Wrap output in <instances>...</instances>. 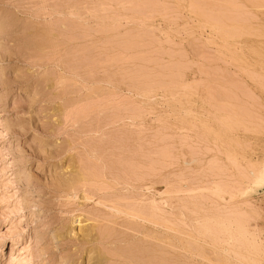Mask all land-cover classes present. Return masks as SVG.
<instances>
[{
  "label": "rangeland",
  "instance_id": "obj_1",
  "mask_svg": "<svg viewBox=\"0 0 264 264\" xmlns=\"http://www.w3.org/2000/svg\"><path fill=\"white\" fill-rule=\"evenodd\" d=\"M262 1L0 0V264H264Z\"/></svg>",
  "mask_w": 264,
  "mask_h": 264
},
{
  "label": "bare ground",
  "instance_id": "obj_2",
  "mask_svg": "<svg viewBox=\"0 0 264 264\" xmlns=\"http://www.w3.org/2000/svg\"><path fill=\"white\" fill-rule=\"evenodd\" d=\"M262 2H264V1H262ZM199 7H200V6H199ZM199 7H198V8H199ZM197 10H199V9H197ZM200 10H201V7H200ZM204 13H205L206 15H209V14H207L206 12H204ZM204 13H203V16H204ZM206 15L204 16V18L206 17ZM209 17H211V16L209 15ZM209 17L207 16V19H208ZM213 18H214V17H212V18L209 19V20L213 21V20H214ZM205 19H206V18H205ZM212 19H213V20H212ZM216 20H217V18L215 17V20H214V21L216 22ZM219 20H222V19H219V18H218L217 22H220ZM206 21H207V20H206ZM214 21H213V22H214ZM208 22H209V21H208ZM224 23H225V22H223L222 25H221L220 27H222ZM227 26H229V25H227ZM218 27H219V25H218ZM224 27H226V26H224ZM231 27H232V26H231ZM231 27H229V28H230V30H232V32H233L234 29L231 28ZM215 28H216V27H215ZM223 29H224V28H221V31H222ZM224 30L227 31V30H229V29L226 27V29H224ZM216 31H217V30H216ZM227 32H228V31H227ZM223 33H224V32H223ZM225 33H226V32H225ZM228 33H229V32H228ZM229 34H230V33H229ZM231 122H233V121H231ZM239 122H240V121H239ZM236 123H237L236 121L233 122L234 125H236ZM240 123H241V122H240ZM229 124H230V123H229ZM241 124H242V123H241ZM241 124H238V125H241ZM226 125H227V124H226ZM238 125H236V126H238ZM231 127H232V126H231ZM192 128H193V127H192ZM229 128H230V127H229ZM218 138H219V137H218ZM255 165H256V164H255ZM257 166H258V165H257ZM259 166H260V165H259ZM254 167H255V166H254ZM254 169H255V170H253V171L250 172V173H252V175H253L254 183L257 184V183L262 182V180H264V164H262V166H260V167H258V168H254ZM77 174H78V173H77ZM250 176H251V175H250ZM251 181H252V180H251ZM77 182H78V181H77ZM72 184H73V183H72ZM72 187H73V186H72ZM73 188H74V187H73ZM218 188H219V187H218ZM220 189H221V188H220ZM70 190H71V189H70ZM215 190H216V189H215ZM72 191H73V190H72ZM72 191H71V192H72ZM220 191H221V190H220ZM74 192H75V190H74ZM74 192H73V193H74ZM212 192H213V190H212ZM83 196H84V195H83ZM219 196H220V195H219ZM221 196H222V195H221ZM74 197H75V196H74ZM84 197H85V196H84ZM98 202H99V201H98ZM114 205H117V206H118V204H116V203H115ZM132 205H134V204H132ZM162 205H163V204H162ZM182 205H183V204H182ZM193 205H194V204H193ZM111 206H112V205H111ZM198 206H199V204H198ZM125 207H127V206H125ZM132 207H133V206H132ZM132 207L130 206V208H132ZM138 207H139V205L137 206V209H138ZM153 207H154V206H153ZM130 208H129L128 210H130ZM133 208H134V207H133ZM151 208H152V207H151ZM114 209H116V208H114ZM114 209H113V210H114ZM153 209H155V208H153ZM153 209H151V210H153ZM168 209H169V208H168ZM181 209H182V208H181ZM191 209H192V207H191ZM191 209H190L189 211H191ZM116 210H117V209H116ZM119 210H120V209H119ZM121 210H123V209H121ZM135 210H136V208L134 209V211H133V209L130 210V214H132V216L134 215V213H132L131 211L136 212L137 210H136V211H135ZM138 210H139V209H138ZM194 210H195V209H194ZM124 211H126V210L124 209ZM147 211L150 212V210H147ZM153 211H156V210H153ZM158 211H159V209H158ZM160 211L162 212V209H160ZM138 212H139V211H137L135 214L137 215ZM228 212H229V211H228ZM126 213H127V215H128V214H129V211H128V212L126 211ZM159 213H160V212H159ZM230 213H231V215H230ZM233 213L235 214L234 211H233ZM233 213L230 211V212H229V215L226 213L227 215L225 214V216H226L227 218L232 217V216L234 217L235 215H233ZM120 214H121V213H120ZM151 214H152V212H150V215H151ZM153 214H154V213H153ZM153 214H152V216H150V215H148V216L153 217V218L155 219V217H154L155 215H153ZM160 214H161V213H160ZM136 215H134V216H136ZM143 215H144V214H143ZM161 215H164V214H161ZM161 215H160V216H161ZM220 215H221V214H219L218 216H220ZM125 216H126V215H125ZM128 216H129V215H128ZM130 216H131V215H130ZM130 216H129V217H130ZM137 216H138V215H137ZM137 216H136V217H137ZM157 216H158V215H156V217H157ZM165 216H166V215H165ZM129 217H127V218L130 220ZM138 217H140V214H139ZM143 217H146V216H143ZM143 217H141V218L143 219ZM193 217H194V216H193ZM195 217H196V216H195ZM214 217H215V216H214ZM223 217H224V216H223ZM236 217H237V216H236ZM0 218H1V219H5V216H4L2 213H0ZM153 218H152V219H153ZM158 218H159V217H158ZM158 218H156V220H157ZM224 218H225V217H224ZM131 219H135V220H136L137 218H133V217H132ZM146 219H147V218H146ZM219 219H220V217H219ZM236 219H237V218H236ZM147 220H148V219H147ZM150 220H151V219H150ZM207 220H211V219H207ZM220 220H221V219H220ZM225 220L227 221V219H225ZM233 220H234V219H233ZM92 221H93V220H92ZM136 221H138V220H136ZM153 221H154V223H156L155 220H152V223H153ZM158 221H159V223H160V218L158 219ZM161 221H162V220H161ZM89 222L91 223V221H89ZM129 222H131V221H129ZM129 222H126V219H125V221H124V223H129ZM193 222H194V221H193ZM223 222H224V221H223ZM230 222H231V220H230ZM124 223H123V225H124ZM159 223H158V224H159ZM165 223H166V224L168 223V225H169V224L171 225L170 222H167V221H166ZM234 223H236V222H234ZM238 223H240V222H238ZM80 224H81V223H80ZM94 224H95V223H94ZM136 224H137V223H136ZM166 224H165V227L167 228ZM225 224H226V223H225ZM229 224H230V223H229ZM240 224H241V223H240ZM87 225H88V224H87ZM114 225H115V224H114ZM127 225H128V224H127ZM127 225H126V226H127ZM153 225H155V224H153ZM170 225H169V226H170ZM173 225H175V224L173 223ZM211 225H212V224H211ZM226 225L229 227L228 224H226ZM230 225H231V224H230ZM236 225H237V223H236ZM238 225H239V224H238ZM80 226H81V225H80ZM80 226H79V227H80ZM124 226H125V225H124ZM135 226H136V225H135ZM163 226H164V225H163ZM239 226H240V225H239ZM79 227H78V228H79ZM116 227H117V226H116ZM120 227H121V226H120ZM133 227H134V226H133ZM145 227H146V226H145ZM145 227H144L143 229H145ZM153 227H154V226H153ZM171 227H172V225H171ZM212 227H213V226H212ZM228 227H227V228H228ZM230 227H231V226H230ZM230 227H229L228 229H230ZM240 227H241V226H240ZM240 227H238L237 229L241 232V233H240V235H241V234H242V231H245L247 228H244L245 230H242ZM83 228H84V227H83ZM95 228H96V227H95ZM124 228H125V227H124ZM124 228H122V229H124ZM131 228H132V227H131ZM150 228H151V227H150ZM155 228H156V227H155ZM175 228H176V227H175ZM203 228H204V226H203ZM239 228H240V229H239ZM112 229H113V228H112V226H111V230H112ZM118 229H119V228H118ZM126 229H127V228H125L124 230H126ZM138 229H139V228H138ZM140 229H142V227H141ZM214 229H215V227H214ZM231 229H232V228H231ZM234 229H235V227H234ZM99 230H100V229H99ZM99 230H98V231H99ZM103 230H104V229L100 230V232L103 231ZM132 230H133V229H132ZM134 230H135V229H134ZM145 230H146V229H145ZM155 230H156V229H155ZM172 230H173V229H172ZM219 230H220V228H219ZM226 230H227V229H226ZM226 230L223 228L224 233H225ZM238 230H237V231H238ZM104 231L107 232V230H104ZM104 231H103V233H101V234H103V235H107V233L104 234ZM119 231H120V230H119ZM119 231H118V232H119ZM142 231H143V230H142ZM205 231H206V230H205ZM223 231H222V232H223ZM230 231H231V230H230ZM239 231L237 232L238 234H239ZM253 231H254V230H253ZM100 232H98V233H100ZM124 232H125V231H124ZM127 232H128V230H127ZM147 232H148V231H147ZM182 232H183V231H182ZM182 232H179V233H182ZM184 232H185V231H184ZM187 232H188V231H187ZM227 232H228V231H227ZM227 232H226V233H227ZM232 232H233V231H232ZM232 232H229V234H227V235H229V237H230V233H232ZM247 232H249V230H246V233H247ZM137 233H138V232H137ZM184 234H186V233H184ZM208 234H211V232H209ZM220 234L222 235V233H220ZM238 234H237V235H238ZM247 234H249V233H247ZM256 234H257V232H256ZM109 235H110V233H109ZM218 235H219V234H218ZM225 235H226V234H225ZM234 235H235V233H234ZM242 235H243V238H245L246 235H245V236H244V234H242ZM251 235H252V234L250 233V236H251ZM100 236H101V235H100ZM100 236H98L99 239L101 238ZM111 236H112V235H111ZM116 236H117V235H116ZM121 236H122V235H121ZM130 236H131V235H130ZM132 236H133V233H132ZM214 236H215V235H214ZM231 236H233V235H231ZM238 236H239V235H238ZM256 236H257V235H256ZM104 237H107V236H104ZM104 237L102 236V238H104ZM119 237H120V236H119ZM133 237H134V236H133ZM136 237H137V236H136ZM185 237H186V236H185ZM188 237H189V236H188ZM233 237H234V236H233ZM233 237H232V238H233ZM241 237H242V236H241ZM253 237H255V234L252 235V238H253ZM130 238H132V237H130ZM186 238H187V237H186ZM243 238H242V239H243ZM256 238H257V237H255V239H256ZM121 239H122V238H121ZM234 239H235V238H234ZM245 239H246V238H245ZM255 239L253 238V240H251V239H249V240H251L250 242L252 243ZM118 240H119V239H118ZM149 240H150V239H149ZM257 240H258V239H257ZM102 241H103V240H102ZM106 241H107V239H106ZM106 241H104V242H106ZM129 241H130V240H129ZM129 241H128V243H129ZM231 241H232V240H231ZM231 241L229 240V244L231 243ZM244 241H246V240H244ZM255 241H256V240H255ZM255 241L253 242L254 244H255ZM114 242H115V240H114ZM121 242H123V240H122ZM153 242H154V241H153ZM183 242L186 244L188 241L186 242V240H184ZM232 242H233V241H232ZM234 242H237V240L234 241ZM240 242H241V241H240ZM240 242L238 241L239 244H240ZM257 242H258V241H257ZM257 242H256V243H257ZM128 243H126V245H127ZM138 243H139V242H138ZM144 243H145V242H144ZM225 243H226V240H225ZM253 243H252V244H253ZM233 244H234V243H233ZM233 244H232V245H233ZM236 244H237V243H236ZM244 244H246V243H244ZM244 244H240V245H244ZM247 244H249V243H247ZM247 244H246V245H247ZM105 245H107V244H105ZM129 245H130V243H129ZM141 245H142V244H141ZM147 245H148V244H147ZM226 245L229 246L228 243H227ZM249 245H251V244H249ZM257 245H258V244H257ZM259 245H260V244H259ZM108 246H109V245H108ZM127 246H128V245H127ZM132 246H133V245H132ZM155 246H156V245H155ZM186 246H188V243L186 244ZM252 246H253V247H252ZM252 246H250V247H252L251 249L254 248V245H252ZM260 246H261V245H260ZM104 247H105V246H104ZM106 247H107V246H106ZM123 247H124V245H123ZM224 247H226V246H224ZM230 247H232V250H233V247H234V246H231V245H230ZM237 247H238V246H237ZM242 247H243V246H242ZM244 247H245V246H244ZM247 247H248V245H247ZM256 247H257V246H256ZM262 247H264V246H262ZM112 248H113V247H112ZM124 248H125V247H124ZM143 248H145V249H143V250H145L144 252H147L148 247H147V248H146V247H143ZM102 249H103V248H102ZM102 249H101V250H102ZM105 249H106V248H105ZM105 249H104V251H109V250H105ZM113 249H114V248H113ZM146 249H147V250H146ZM156 249H157L156 251H158V249H160V248H157V246H156ZM240 249H241V248H240ZM245 249H247V248L245 247ZM122 250H123V249H122ZM152 250H153V249H152ZM223 250H224V249H223ZM234 250H235V249H234ZM243 250H244V249H243ZM256 250H257V248H256ZM258 250H259V249H258ZM128 251H129V250H128ZM148 251H149V250H148ZM229 251H230V250H229ZM245 251H247V250H245ZM91 252H92V251H91ZM91 252H90V253H91ZM96 252H97V251H96ZM112 252H113V251H112ZM112 252H111V253H112ZM129 252H130V251H129ZM132 252H133V251H132ZM136 252H137V251H136ZM144 252H143V253H144ZM90 253H88V254H89V255H88L89 258H91L90 260L94 259V260L92 261V262H93L92 264H101V258L98 257V255H97V256H94V255L92 254L93 252L91 253L92 255H90ZM102 253H103V252H102ZM105 253H107V252H105ZM105 253H104V254H105ZM113 253H114V252H113ZM148 253H149V252H148ZM153 253H155V252H153ZM153 253H152V254H153ZM230 253H231V252H230ZM259 253L261 254V252H259ZM99 254H101V253H99ZM114 254H115V253H114ZM120 254H121V253H120ZM129 254H130V253H127L126 256L129 255ZM152 254H151V255H152ZM256 254H257V253H256ZM106 255H107V254H106ZM137 255H138V253H137ZM141 255H142V254H141ZM148 255H149V254H148ZM157 255H158V254H157ZM161 255H162V254H160V256H161ZM163 255H164V254H163ZM240 255H241V253H240ZM262 255H264V254H262ZM88 256H86V259L88 258ZM115 256H116V255H115ZM115 256H114V258H116ZM117 256H118V255H117ZM122 256H124V254H123ZM139 256H140V255H139ZM139 256H138V257H139ZM160 256H159V257H160ZM241 256H242V255H241ZM105 257H106V256H105ZM127 257H129V256H127ZM138 257H133V259L137 258V259H138V262L140 261L139 263H142L144 260H145L144 263H145L147 260H148V261L150 260L149 262H151V261L153 260V259H149V258H146V259L143 258V261H142V259L140 260V258H138ZM152 257H153V256H152ZM112 258H113V257H112ZM118 258H119V256H118ZM154 258H155V257H154ZM222 258H223V255H222ZM259 258H260V257H259ZM116 259H117V258H116ZM119 259H122V258H119ZM124 259H125V258H124ZM124 259H123V260H124ZM127 259H128V258H127ZM129 259H131V258H129ZM157 259H159L158 256H157ZM224 259H225V258H223V261H224ZM103 260H104V259H103ZM110 260H111V259H110ZM123 260H122V261H123ZM155 260H156V258H155ZM155 260H153V262H157V263H158V261H161L162 259H161V260H156V261H155ZM165 260H166V259H165ZM124 261H125V260H124ZM162 261H164V259H163ZM225 261H227V260H225ZM126 262H127V260H126ZM132 262H133V260H132ZM136 262H137V260H136ZM89 263H91V262H89ZM127 263H129V262H127ZM160 263H161V262H160ZM163 263H164V262H163ZM224 263H226V262H224ZM87 264H88V263H87ZM108 264H109V263H108ZM111 264H112V263H111ZM125 264H126V263H125ZM130 264H132V263H130ZM134 264H135V263H134ZM145 264H151V263L146 262ZM153 264H154V263H153ZM155 264H156V263H155ZM158 264H159V263H158ZM166 264H167V262H166Z\"/></svg>",
  "mask_w": 264,
  "mask_h": 264
}]
</instances>
